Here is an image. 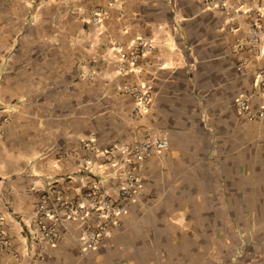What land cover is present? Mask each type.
Listing matches in <instances>:
<instances>
[{"label":"crops","instance_id":"obj_1","mask_svg":"<svg viewBox=\"0 0 264 264\" xmlns=\"http://www.w3.org/2000/svg\"><path fill=\"white\" fill-rule=\"evenodd\" d=\"M218 1L0 0V264H249L243 250L219 254L246 202L264 199V110L251 118L234 104L264 66V39L235 49L256 18L264 27V0H245L241 14L239 0ZM138 37L153 50L121 73L117 46ZM124 84L151 87L146 114ZM250 103L257 113L260 99ZM145 129L168 147L136 167L137 195L95 250L82 253L74 221L52 244L34 236L51 184L75 200L95 181L115 198L125 156L112 165L104 153ZM248 231L237 246L257 251L264 242Z\"/></svg>","mask_w":264,"mask_h":264},{"label":"built area","instance_id":"obj_2","mask_svg":"<svg viewBox=\"0 0 264 264\" xmlns=\"http://www.w3.org/2000/svg\"><path fill=\"white\" fill-rule=\"evenodd\" d=\"M239 2L240 5L236 11L241 14L245 0H239ZM208 4L217 7L223 6L218 0H208ZM102 13V9L96 7L91 13L90 20L97 23ZM256 15L258 17L259 13L256 12ZM262 39H264V27L256 18L251 24L247 37L237 41L235 49L240 50L245 46L255 48ZM117 48L119 71L125 73L141 57L153 50V44L149 37H138L127 48L122 45H118ZM126 50L127 52H125ZM120 90L133 98L135 115L142 116L148 112L152 101L150 86L124 84ZM253 96L259 98L261 102L257 113L252 111L250 103ZM234 104L236 111L240 114H246L251 118L263 115L264 66L256 71L251 91L236 96ZM144 132L145 135L141 142L131 145L115 144L104 153L106 162L112 165L119 164L114 157L116 153L125 156V161L122 162L118 173L119 184L115 198L105 197L101 194L95 181L90 182L87 189L75 200H69L58 186L51 184L40 196L37 209L40 219L33 224L34 236L44 243L52 244L58 237L59 225L65 221H74L82 224L79 236L82 253L95 250L100 242L108 236L109 226L118 224V218L127 212L130 202L137 195L140 180L135 173L136 167L168 147V141L158 133L149 129H145ZM1 225L0 222V252L8 244Z\"/></svg>","mask_w":264,"mask_h":264},{"label":"rangeland","instance_id":"obj_3","mask_svg":"<svg viewBox=\"0 0 264 264\" xmlns=\"http://www.w3.org/2000/svg\"><path fill=\"white\" fill-rule=\"evenodd\" d=\"M255 210V215L253 216V222L255 226H251L252 224L250 223V219L248 218V212L251 210ZM241 220V224L239 225V231L234 233V232H228L227 233V247L222 249L221 252L225 253H221L219 254L218 251H214L212 249L211 252H215L219 255H221V260H225L226 255L230 254L231 252H235L236 250H243V254L246 255L247 258H244L243 260L245 261H249V264L251 262V257L252 256H258V254L256 252L261 251V249L264 248V245H262L259 248H256V250H254L253 248H250L251 246H247V248H245V244H242L244 247L242 249V247H238V242L240 241V239L242 238V241H245L244 243L249 242L251 240L250 236H247V231L252 234V239L255 238L257 241H260V243L264 242V199H260L258 201V203L256 202V205H254V201H247L245 206H244V210H243V214L240 217ZM247 230V231H246ZM240 237V238H239ZM238 247V248H237ZM255 251H253V250ZM219 250V249H218ZM262 256H264V249L263 251H261L260 253ZM213 255V254H212ZM241 255V254H238ZM215 257V256H212ZM211 259V258H210ZM219 260L218 263H221L222 261ZM241 260V258L239 259ZM262 264H264V259H262L261 261ZM211 264H217L216 262H212Z\"/></svg>","mask_w":264,"mask_h":264}]
</instances>
